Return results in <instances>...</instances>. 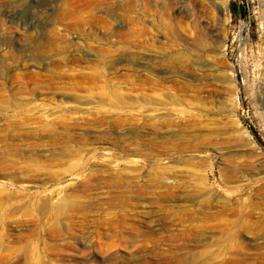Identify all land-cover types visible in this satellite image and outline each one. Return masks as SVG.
Wrapping results in <instances>:
<instances>
[{"label":"rangeland","instance_id":"1","mask_svg":"<svg viewBox=\"0 0 264 264\" xmlns=\"http://www.w3.org/2000/svg\"><path fill=\"white\" fill-rule=\"evenodd\" d=\"M17 98L0 264H264V0H0Z\"/></svg>","mask_w":264,"mask_h":264},{"label":"bare ground","instance_id":"2","mask_svg":"<svg viewBox=\"0 0 264 264\" xmlns=\"http://www.w3.org/2000/svg\"><path fill=\"white\" fill-rule=\"evenodd\" d=\"M224 9H225V11H227L229 8H227V5L226 4H224ZM184 11V10H183ZM194 24L195 25H193V26H195L194 28H196V29H198V30H200L201 28H200V25L198 24V21L195 23L194 22ZM197 31V30H196ZM203 31V30H202ZM201 32V31H200ZM204 32V31H203ZM196 33V32H195ZM200 34V33H199ZM198 36V35H197ZM200 36H204L203 34H200ZM198 38H200V40H201V37H198ZM204 38V37H203ZM200 40H197V41H200ZM21 100V99H20ZM19 100V101H20ZM24 100V99H23ZM18 101V98L16 99V100H11L9 103H7V104H4V105H2V107H0V112H2L1 111V108H3L2 110H5L6 112H8V115H10V112L12 113V111H14V112H19V113H23L25 110H24V107H23V105H22V101H20L19 102ZM33 102V101H32ZM23 103H26L27 104V102H24L23 101ZM29 103V102H28ZM28 105H31V103L30 104H28ZM33 106V105H32ZM32 106H29V107H32ZM28 107V108H29ZM11 108H12V110H11ZM26 109V108H25ZM31 109V108H30ZM35 109V108H34ZM36 111V110H35ZM48 111V110H47ZM46 111V112H47ZM5 112V113H6ZM28 112H29V110H28ZM4 113V114H5ZM37 113H38V111H37ZM3 114V115H4ZM7 114V113H6ZM17 114V113H16ZM0 115H1V113H0ZM14 118V117H13ZM6 119V118H5ZM10 122V121H9ZM13 124V123H12ZM64 199H65V197H64ZM12 205H7V206H5L4 208H2V209H0L1 211H5V210H7V208H9V207H11ZM43 206H45V204L43 205ZM14 207V206H13ZM12 207V208H13ZM59 207V206H58ZM42 208V207H41ZM72 209H77V206L76 205H74V203H71V202H69V201H63V203L61 204V206L59 207V208H57V207H52V206H49V205H47L46 207H43L41 210L44 212V213H46V214H48V213H50V214H53V217H54V219H53V221L54 222H58V220L60 219V217L66 212V211H68V210H72ZM42 212V213H43ZM225 236H226V234H225ZM235 234H234V232L233 231H231L230 233H228L227 234V236L225 237L226 239L225 240H221V241H219V242H215L211 247H209V248H207V249H204L201 253H199L200 254V256H202L201 258H202V261L203 260H210L213 264H214V262L212 261L214 258H216V257H218L219 255H221L222 254V252L217 248V246H219V245H222V244H224V245H226V251H232V249H234V239H235ZM0 238H1V231H0ZM2 241L0 240V249L2 248V243H1ZM237 247V246H236ZM235 247V248H236ZM201 251V250H200ZM225 251V252H226ZM224 253V252H223ZM19 258H20V260H21V262L23 263V264H44V261H43V259H42V257L40 256V253H39V245L38 244H35V243H28V244H25V245H23V246H21L20 247V249H19ZM196 258H198L197 257V255H196ZM212 263H210V264H212Z\"/></svg>","mask_w":264,"mask_h":264}]
</instances>
